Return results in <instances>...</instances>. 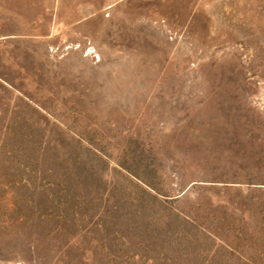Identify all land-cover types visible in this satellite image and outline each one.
<instances>
[{"label": "rangeland", "instance_id": "obj_1", "mask_svg": "<svg viewBox=\"0 0 264 264\" xmlns=\"http://www.w3.org/2000/svg\"><path fill=\"white\" fill-rule=\"evenodd\" d=\"M0 264H264V0H0Z\"/></svg>", "mask_w": 264, "mask_h": 264}, {"label": "trees", "instance_id": "obj_2", "mask_svg": "<svg viewBox=\"0 0 264 264\" xmlns=\"http://www.w3.org/2000/svg\"><path fill=\"white\" fill-rule=\"evenodd\" d=\"M249 184H251V183H249Z\"/></svg>", "mask_w": 264, "mask_h": 264}]
</instances>
